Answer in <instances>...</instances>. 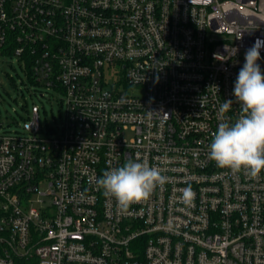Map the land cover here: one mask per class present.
I'll list each match as a JSON object with an SVG mask.
<instances>
[{
	"label": "built area",
	"instance_id": "1",
	"mask_svg": "<svg viewBox=\"0 0 264 264\" xmlns=\"http://www.w3.org/2000/svg\"><path fill=\"white\" fill-rule=\"evenodd\" d=\"M257 38L264 0H0V62L66 107L0 132V264H264V170L208 158ZM129 158L169 179L122 211L97 180Z\"/></svg>",
	"mask_w": 264,
	"mask_h": 264
},
{
	"label": "clouds",
	"instance_id": "2",
	"mask_svg": "<svg viewBox=\"0 0 264 264\" xmlns=\"http://www.w3.org/2000/svg\"><path fill=\"white\" fill-rule=\"evenodd\" d=\"M264 40L257 38L245 52V63L239 70L233 95L241 112L233 121L226 116L233 105L225 100L218 109L221 122L212 134L208 158L221 169L233 173L244 170L251 177L264 170V72L257 63ZM157 167L131 158L111 170L105 171L97 184L105 196L112 197L122 211L134 203L146 201L157 187L168 182ZM194 197L190 187L183 190L182 199L189 203Z\"/></svg>",
	"mask_w": 264,
	"mask_h": 264
},
{
	"label": "rangeland",
	"instance_id": "3",
	"mask_svg": "<svg viewBox=\"0 0 264 264\" xmlns=\"http://www.w3.org/2000/svg\"><path fill=\"white\" fill-rule=\"evenodd\" d=\"M64 98L60 92L36 84L28 70L15 58L0 62V132L23 133L30 122L31 109H40V122L43 135L58 132L66 117ZM40 189L44 191L45 185Z\"/></svg>",
	"mask_w": 264,
	"mask_h": 264
}]
</instances>
